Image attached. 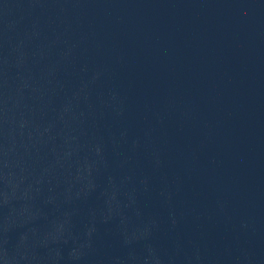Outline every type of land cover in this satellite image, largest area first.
<instances>
[{
  "label": "water",
  "instance_id": "water-1",
  "mask_svg": "<svg viewBox=\"0 0 264 264\" xmlns=\"http://www.w3.org/2000/svg\"><path fill=\"white\" fill-rule=\"evenodd\" d=\"M0 264H264V0H0Z\"/></svg>",
  "mask_w": 264,
  "mask_h": 264
}]
</instances>
